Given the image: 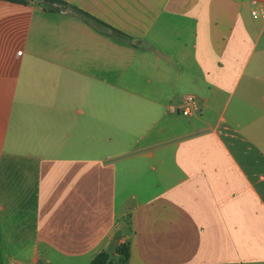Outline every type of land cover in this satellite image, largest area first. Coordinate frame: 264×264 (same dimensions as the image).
I'll use <instances>...</instances> for the list:
<instances>
[{
    "label": "crops",
    "instance_id": "crops-1",
    "mask_svg": "<svg viewBox=\"0 0 264 264\" xmlns=\"http://www.w3.org/2000/svg\"><path fill=\"white\" fill-rule=\"evenodd\" d=\"M62 1L0 0V264H264V0Z\"/></svg>",
    "mask_w": 264,
    "mask_h": 264
},
{
    "label": "trees",
    "instance_id": "trees-1",
    "mask_svg": "<svg viewBox=\"0 0 264 264\" xmlns=\"http://www.w3.org/2000/svg\"><path fill=\"white\" fill-rule=\"evenodd\" d=\"M13 3H20V4H27L31 0H3ZM44 2L51 3V4H61L65 7L68 6V3L62 0H43ZM119 255V260L117 263H113L112 257L113 254ZM129 259V246L128 244H120L118 245L116 242L111 245L109 250L103 251L99 255H97L91 264H127Z\"/></svg>",
    "mask_w": 264,
    "mask_h": 264
},
{
    "label": "built area",
    "instance_id": "built-area-1",
    "mask_svg": "<svg viewBox=\"0 0 264 264\" xmlns=\"http://www.w3.org/2000/svg\"><path fill=\"white\" fill-rule=\"evenodd\" d=\"M253 4H256V2L254 1ZM252 15L253 17L258 18L259 13L256 10H254L252 11ZM196 104L197 102L195 97L191 95H187L184 97L181 106L174 111H180L182 115L189 116L192 114L194 110L197 109Z\"/></svg>",
    "mask_w": 264,
    "mask_h": 264
}]
</instances>
